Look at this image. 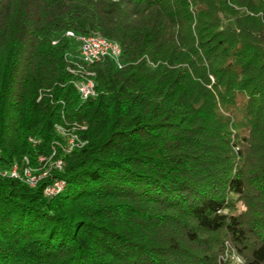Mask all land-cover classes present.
Instances as JSON below:
<instances>
[{
    "label": "trees",
    "instance_id": "1",
    "mask_svg": "<svg viewBox=\"0 0 264 264\" xmlns=\"http://www.w3.org/2000/svg\"><path fill=\"white\" fill-rule=\"evenodd\" d=\"M225 235L264 264V0H0V264H229Z\"/></svg>",
    "mask_w": 264,
    "mask_h": 264
},
{
    "label": "bare ground",
    "instance_id": "2",
    "mask_svg": "<svg viewBox=\"0 0 264 264\" xmlns=\"http://www.w3.org/2000/svg\"><path fill=\"white\" fill-rule=\"evenodd\" d=\"M65 35L68 38H71L74 41H78V39H80L82 42H84V45H86V47H94V39L90 38V36H83V35H78L73 31H66ZM96 40L99 42V44L103 47H115V52H111V53H107V58H111L114 62H116L118 64L119 62V56H120V47L119 45L114 42L111 41L107 38H104L100 35H96ZM80 59L85 61V62H89V63H94V62H101L100 57L99 56H91V62L90 60H84V55H79ZM89 85L94 87V83L92 81H85L83 83L78 84L77 86H80L81 89H88V96H85L84 93H79L81 99H87L90 96H93L95 94V89H89ZM31 170L30 169H25L23 171V179L26 178L28 184H33V181H36V176L33 174H31ZM11 176L13 177H17V178H21L19 171L17 170V168L14 166L13 168H11ZM64 186V182H60V184L58 186H56L55 190L53 191L52 195L57 194ZM49 195V196H52Z\"/></svg>",
    "mask_w": 264,
    "mask_h": 264
},
{
    "label": "built area",
    "instance_id": "3",
    "mask_svg": "<svg viewBox=\"0 0 264 264\" xmlns=\"http://www.w3.org/2000/svg\"><path fill=\"white\" fill-rule=\"evenodd\" d=\"M67 38V37H65ZM90 38L94 39V47H86L84 45V42H82L80 39L78 41H72L74 44H76V49L79 51V55H84V60H90L91 62V56H99L101 61L107 60V53L115 52V47H103L99 44V42L96 40V34L90 35ZM69 39V38H68ZM76 89L78 93H84L85 96H88V89H81L80 86H76ZM89 89H95V87L89 85ZM96 91V89H95ZM69 143V150L72 149V141L68 139ZM13 168V167H11ZM11 168L2 170L3 176H11ZM32 174V172H31ZM17 178V177H13ZM38 181H33V184H29L30 186H34ZM62 182V180L54 181L53 183L47 185L44 189V192L47 195H52L53 191L55 190L56 186H58Z\"/></svg>",
    "mask_w": 264,
    "mask_h": 264
},
{
    "label": "rangeland",
    "instance_id": "4",
    "mask_svg": "<svg viewBox=\"0 0 264 264\" xmlns=\"http://www.w3.org/2000/svg\"><path fill=\"white\" fill-rule=\"evenodd\" d=\"M64 34V33H63ZM76 44H74V49L76 50ZM83 100V99H82ZM70 138V137H69ZM16 167V165H14ZM13 166V167H14ZM17 168V167H16ZM34 174V172H33ZM36 181L39 179V175H36ZM244 210V207L238 203L236 212H241ZM223 243V249L220 251L216 257L218 263H229V264H239L242 263L243 260L241 256L238 254L235 245L231 241V239L228 236H224L223 239H221Z\"/></svg>",
    "mask_w": 264,
    "mask_h": 264
}]
</instances>
